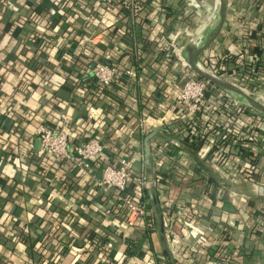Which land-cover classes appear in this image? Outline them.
I'll list each match as a JSON object with an SVG mask.
<instances>
[{
  "label": "crops",
  "instance_id": "0c3cea01",
  "mask_svg": "<svg viewBox=\"0 0 264 264\" xmlns=\"http://www.w3.org/2000/svg\"><path fill=\"white\" fill-rule=\"evenodd\" d=\"M23 1L0 15V264H144L141 256L125 254L126 239L136 242V251L149 249L153 264H167L148 183L149 211L128 226L104 213L110 193L92 178L68 162L39 158L38 126L54 125L61 115L70 133L95 131L103 143L111 141L110 156L131 143L136 171L147 175L151 168L169 178L154 190L173 264H264V115L236 97L242 124L232 132L217 105L226 91L213 84L206 100L214 116L205 108L178 112L185 48L197 25L187 0H145L135 15L113 5L110 39L97 23L88 26L90 16L100 15L95 0ZM227 6L219 37L198 60L217 64V76L264 99V0H227ZM30 11L53 15L46 32L16 23ZM109 59L134 68L143 82L124 76L97 91L87 65ZM248 62L256 69L249 71ZM89 104L103 110L105 126L87 125ZM172 112L165 130L129 135L140 118ZM153 130L159 133L149 140L146 165L137 152ZM94 170L98 178L97 164Z\"/></svg>",
  "mask_w": 264,
  "mask_h": 264
},
{
  "label": "built area",
  "instance_id": "2783aa9c",
  "mask_svg": "<svg viewBox=\"0 0 264 264\" xmlns=\"http://www.w3.org/2000/svg\"><path fill=\"white\" fill-rule=\"evenodd\" d=\"M144 1L145 0H95L96 4L99 5L101 9V13L99 16H94L91 22L97 23L98 26L102 24L103 26L113 29L115 28L116 15L110 11V6L112 8L113 4H127L128 6L125 7L130 10L132 15H135L142 9V3ZM14 6V0H0V7L13 9ZM188 6L193 12L199 15L200 12L197 8L200 4L198 2L195 0H188ZM204 38H202V36L197 38L194 37L193 43H195V46H199L202 44V39ZM89 43L88 45L93 46L91 42ZM88 45L85 46L84 49L89 54L90 49ZM63 57L68 61L71 60L70 56L64 55ZM90 63L87 65L89 67L88 71L91 72L95 80L97 91L110 87L114 83L120 84L124 76L138 83L144 80V78L132 67L120 68L116 65L113 66V64L109 62H99L93 65ZM198 65L202 67L199 60ZM211 68L215 69L214 72L216 71L215 66H211ZM214 72L211 73L214 74ZM59 80L63 82L65 79L60 77ZM211 86L212 84L210 82L197 75L188 66V69L185 70L183 75L180 91L175 97L176 104L178 105V112L184 113L185 115H193L205 108L207 113L212 114L211 117L214 116V105L208 103L206 100L207 92ZM217 97H219L217 105H220L218 109L222 110L227 116V122L231 126V131L236 133L242 124L241 109H239L241 105L238 99L228 92H222L218 94ZM101 116H103V110L101 108H95L92 104L88 105L86 115L88 126L94 129L105 126L104 119L101 118ZM173 119H175L173 112L169 115L164 114L158 118L149 116L140 118L138 123L132 129H129V135L132 137L134 132L144 135L147 133L149 127L151 129L165 130V122ZM210 120L212 122L211 118ZM65 121V115H61L54 125L41 124L38 126L36 139L39 141V158H41V160H50L60 164H66L68 162L72 167V171L76 170V173H79L80 176L92 178L96 187L108 191L110 193V198H108V206L105 207L104 210L106 215H118L128 226H134L138 220L145 218L149 208L144 200L143 192L147 187L149 178L145 172L135 170L130 157L133 151L131 150L133 147L131 143L126 142V144L119 147L120 149L118 151H112V155L110 156L107 153L108 150H110L109 145L111 141L103 143L95 131L90 132L88 135L84 134V136H88L86 138L80 136V134L83 133H79V135L75 132L70 133L64 124ZM137 155L143 158V149L138 151ZM96 164L100 168L98 178L94 170ZM153 179L155 184H159L161 181H167L169 178L162 177L154 170ZM261 188L264 187H260V192L264 193V189ZM128 189H130L131 193H127ZM151 257V251L147 249L141 260L144 264H153Z\"/></svg>",
  "mask_w": 264,
  "mask_h": 264
},
{
  "label": "water",
  "instance_id": "95a60500",
  "mask_svg": "<svg viewBox=\"0 0 264 264\" xmlns=\"http://www.w3.org/2000/svg\"><path fill=\"white\" fill-rule=\"evenodd\" d=\"M218 1H219V12H218V21H217L216 25L207 34L204 42L201 45H199V46L188 45L185 48V52L187 54L186 62L188 64V66L197 75L206 79L211 84H213V85L225 90L226 92L232 94L233 96L240 97V98L244 99L250 107H252L253 109L260 112L262 115H264V103L259 102L255 97L246 93L245 91H243L239 87L235 86L234 84L220 78L219 76H217V75H215L209 71L202 69L198 65L199 55L202 54L205 50H207L216 41V39L219 37V35H220V33H221L225 23H226L227 12H228L227 0H218ZM157 133H159V132L153 130V131L149 132L144 137L143 152H144V162L146 165L150 164L151 150H150L149 140ZM37 146H39L38 140H37ZM153 173H154L153 169L149 168V170L147 171V176L149 178L148 185H149V188L151 190L153 203H154V213L156 216V220L158 222V226H159L160 231H161L160 235H161V240L163 243V253L165 256L166 263L167 264H173L171 257H170V254H169V251L165 246V237H164V232H163L161 209L158 205L156 193L154 190L155 183H154V179H153Z\"/></svg>",
  "mask_w": 264,
  "mask_h": 264
},
{
  "label": "trees",
  "instance_id": "16d2710c",
  "mask_svg": "<svg viewBox=\"0 0 264 264\" xmlns=\"http://www.w3.org/2000/svg\"><path fill=\"white\" fill-rule=\"evenodd\" d=\"M25 1L26 0H24L22 2V4H25ZM53 1H54L55 4H57V3H59L60 0H53ZM120 3H122V2H120ZM125 6H128V5L127 4L121 5V8H126ZM4 9H6V8L5 7H0V15L2 14V12H4ZM109 9H110V11L113 12L111 6L109 7ZM126 9H128V8H126ZM100 13H101V11H100ZM51 15L52 14H50L49 12L47 14V13H36L34 11H30L29 13H27L26 15H24L23 20H21L19 18L18 19L16 18L17 19L16 20V23L22 24L23 22H26V23L31 22V23L35 24L36 26H39L41 31L46 32L45 30L48 27H50V25H51V20H52L51 19ZM93 17H94V15L93 16H90V20L88 22V26L91 23V20H92ZM99 28L101 29V31L103 32V34H104L105 37H108L109 36V39H110V33H111V31L113 32L115 30V28L111 29V27H106V26H103L102 24L99 25ZM88 48L90 49V55L86 59L88 60V62H90L92 60L93 55H94V46L88 45ZM107 62L112 63L113 66L115 65V63L114 62H111L110 59L107 60ZM132 63H134V61ZM214 66L216 68H218L217 64H215ZM256 66H257L256 64H252L251 62H248L247 63V69H249V71L250 70H253V68H255ZM259 66H260V68H263L262 65H259ZM78 131H79V133H81V130H78ZM83 132H84V129H83ZM80 136H83L82 138L88 137V136H84V134H80ZM261 144H262L261 145V147H262L264 145V135L261 136ZM192 146L194 148L195 147H198L197 144L196 145H192ZM263 148H264V146H263ZM156 172L159 175H161L162 177H166V175L163 174V173H161L160 170H156ZM125 243H126L125 254H127V255L136 254V256H141V257L143 256V254H144V251L143 250H139L138 249V251H136V248H138V247H137V244H136L135 241H133L131 239H126L125 240Z\"/></svg>",
  "mask_w": 264,
  "mask_h": 264
},
{
  "label": "rangeland",
  "instance_id": "374dc122",
  "mask_svg": "<svg viewBox=\"0 0 264 264\" xmlns=\"http://www.w3.org/2000/svg\"><path fill=\"white\" fill-rule=\"evenodd\" d=\"M195 1L200 4V6L197 8L200 13H199V15H197V20L195 21V22H197V25L194 26L195 27L194 32L189 33L190 43H188L187 46L188 45H192V46L194 45L195 46V43H193L194 37H196V38L199 36H202V38L206 37L207 34L211 31V29L216 25L217 20H218V19L216 20V22L214 23V25L212 26L210 31H208L207 29L210 27V25H212L211 23L213 22V18H214L215 11H216L215 7H216V5H218V7H219V1L218 0H195ZM187 2H188V0H187ZM199 17L201 18V24L200 23L198 24V22H199L198 18ZM202 40H200V41H202V43H203L205 38ZM199 61L202 65V67H204L205 69H207L211 72H214L215 69L211 68V66L208 63L205 64L201 60H199ZM214 74H216V72H214ZM256 99L259 102L264 100L263 97L260 95L256 96Z\"/></svg>",
  "mask_w": 264,
  "mask_h": 264
},
{
  "label": "bare ground",
  "instance_id": "6f19581e",
  "mask_svg": "<svg viewBox=\"0 0 264 264\" xmlns=\"http://www.w3.org/2000/svg\"><path fill=\"white\" fill-rule=\"evenodd\" d=\"M217 10L218 11H216V14H215V17H214V19H213V22L211 23L212 25H210V27L207 29L208 31H210V29L212 28V26L214 25V23L216 22V20L218 19V17H216V15L218 16V12H219V7H217ZM215 18H216V20H215ZM215 21V22H214ZM218 21V20H217ZM202 69H204V70H206L205 68H203V67H201ZM206 71H208V70H206Z\"/></svg>",
  "mask_w": 264,
  "mask_h": 264
}]
</instances>
